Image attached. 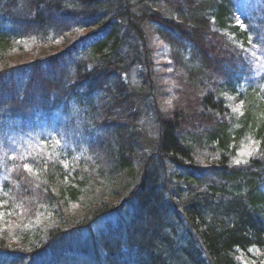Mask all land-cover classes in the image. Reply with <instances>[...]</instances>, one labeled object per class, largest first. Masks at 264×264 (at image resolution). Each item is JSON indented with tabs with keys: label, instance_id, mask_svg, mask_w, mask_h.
Here are the masks:
<instances>
[{
	"label": "trees",
	"instance_id": "16d2710c",
	"mask_svg": "<svg viewBox=\"0 0 264 264\" xmlns=\"http://www.w3.org/2000/svg\"><path fill=\"white\" fill-rule=\"evenodd\" d=\"M113 1L0 0V264H264V114L237 120L233 98L248 23L230 0ZM51 118L43 149L10 150L7 135ZM100 212L114 218L94 232Z\"/></svg>",
	"mask_w": 264,
	"mask_h": 264
},
{
	"label": "rangeland",
	"instance_id": "374dc122",
	"mask_svg": "<svg viewBox=\"0 0 264 264\" xmlns=\"http://www.w3.org/2000/svg\"><path fill=\"white\" fill-rule=\"evenodd\" d=\"M233 6L234 11L238 14L239 18H244L248 23V26L241 24V21L237 24L240 25V29L245 30L248 29L250 34L247 36L246 40V50L249 54L246 59V69L244 75L241 76L240 86H236L235 91L233 93V98H239V102L234 104V110L237 112L235 114V118L238 120L246 113L247 108H251V113H257L255 115L258 119H263L264 111L262 110L261 106H264V29L259 27L258 20L260 18L261 7H262V0H230ZM107 4V2L105 1ZM112 3L114 1L112 0ZM110 4V3H109ZM67 43L66 40H62L61 42L53 41L52 43L42 44L38 47H23L22 49L14 47V49L10 50L5 57L13 62V64L17 65L18 63H23L26 60H30L39 56L41 54H46L52 50H58L61 48L63 44ZM251 45V48H249ZM246 52V53H247ZM7 53V52H6ZM153 60L156 65H161L164 63L163 57H160V54H153ZM21 60V61H18ZM18 62V63H17ZM73 64L70 65L72 67ZM70 67H67L69 70ZM157 69L162 70L160 66H156ZM129 80L132 81L131 83V90H135L136 87L139 88V80L135 79V77H131ZM136 85V86H135ZM152 115L145 117L144 115L140 118L138 123L137 131L140 134V143L142 145L147 144V140H152L157 135V126L152 119ZM261 117V118H260ZM56 118H51L49 125L46 127L44 126L46 123L41 122L38 124L36 128L27 129L24 133H16L12 135H7V141L10 147V150H13L15 153L21 152H31L35 149H43L38 148L39 139L42 137L52 138L54 139V135L52 134L53 130L50 129V125L54 124ZM236 129H240L241 126L239 124H235ZM29 128V127H28ZM253 130V129H252ZM78 132L75 130L72 132H67L65 137V146L72 147L77 141L81 144V137L77 134ZM138 134V137H139ZM252 133L245 132L243 137L241 138V144L236 149V156L238 157L239 161H243L246 159L249 152H252V146L254 145ZM74 137V142H73ZM68 145H66V142ZM61 144V139L59 140ZM0 149L5 151L4 143H0ZM59 144V145H60ZM148 149V147H147ZM149 152H153L151 149L148 150ZM77 153V152H75ZM248 154V155H247ZM210 155L211 152H210ZM125 174L117 176L114 178L115 188L124 185L125 181ZM100 217L96 220L92 225L91 229L94 232H98L103 229L106 223L111 219L114 218L113 216H107L109 214L99 213ZM107 216V217H104ZM89 233V231H87ZM87 232L84 229H80L75 231L74 235L76 236V240H80L81 238L87 237ZM83 242V241H82Z\"/></svg>",
	"mask_w": 264,
	"mask_h": 264
}]
</instances>
